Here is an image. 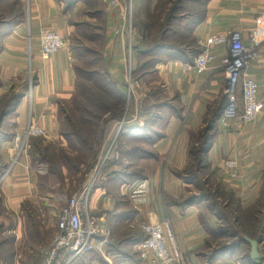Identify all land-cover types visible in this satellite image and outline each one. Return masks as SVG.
<instances>
[{"label": "crops", "instance_id": "1", "mask_svg": "<svg viewBox=\"0 0 264 264\" xmlns=\"http://www.w3.org/2000/svg\"><path fill=\"white\" fill-rule=\"evenodd\" d=\"M158 1H136L139 10L142 4L147 6L142 11V19L155 13ZM184 1V5L187 3L189 7L185 9L183 5L171 20L190 21L186 38L192 42V47L180 35L181 27H170L156 38L160 54L154 57L151 70L147 69L141 78L150 89L161 83L165 86L161 97L149 95L148 99H153L151 105L156 104L162 112H143L140 118H131L127 122L126 133L137 132L126 136L129 140L127 145L130 149H138V156L144 155L143 158L138 157L142 170L125 172L127 179L122 180L113 194L108 186L98 185L90 199L91 215L108 214L112 231L111 253L103 257L93 251L74 264H145L136 249L144 237L140 225L160 223L165 219L170 222L181 253L179 264H208L210 261L223 264V257L216 258L213 254L214 250H221L219 245L223 244L224 238L221 232H215L216 220L211 221L212 213L206 217L207 223L204 219L200 221L199 208L203 206L187 201L192 195L189 193L191 182L181 176L185 171L180 170L193 162L221 166L224 190L232 189L242 209L256 207L260 211V198L264 196V45L261 44L264 40V0ZM104 3V0H96L98 8L94 14H102L103 25L97 27L98 32L92 34L94 38L90 40L95 41V37L100 36L101 46L93 52L101 54L111 74L107 79L120 87L121 73L126 67L125 38L120 34L119 37L116 31L121 16L118 10L104 7ZM27 4L28 26L27 22L19 21L0 33V132L4 134L0 136L1 167L12 159L14 135L22 132L29 120L47 131L48 140H65L60 130L61 106L70 102L76 93L74 68L76 60L82 59L74 55L72 40L78 37L75 36L73 21L87 15L95 18L83 0H78L68 9L57 0H28ZM166 11L156 19L162 21ZM42 26L57 32L60 28L61 35H66V45L47 60H42L40 55L38 34ZM230 32L238 33L246 44L253 43L249 35H254L253 45L258 56L248 68V73L258 83V98L263 109L252 122L238 124H235L237 120L229 118L231 120L225 121L226 118L215 113L213 116L217 123L214 119L212 122L215 123L210 126L204 118L211 104L223 93L226 77L220 58L227 48H212L216 58L203 70H185L183 63L187 59L174 54L194 53L193 60L201 49L199 41L212 34ZM134 46L132 61L134 59L135 64L139 62L146 66L142 54L144 48L137 43ZM140 53L141 57H138ZM30 73L34 83L31 90H27ZM121 92L124 93L123 90ZM241 108L239 105L238 112ZM152 116L155 119L151 123L149 119ZM196 149L201 150L198 161L193 152ZM22 153L11 171L0 176V238L7 237L18 245L15 264H22L27 259L34 249L31 245L49 242L60 209L52 192L45 191L44 176L31 166L26 150ZM227 159L236 162L230 177L225 173L229 172L224 167ZM1 172L2 168L0 175ZM33 231L39 238L35 244L30 239ZM260 253L264 264V241L260 244Z\"/></svg>", "mask_w": 264, "mask_h": 264}, {"label": "rangeland", "instance_id": "2", "mask_svg": "<svg viewBox=\"0 0 264 264\" xmlns=\"http://www.w3.org/2000/svg\"><path fill=\"white\" fill-rule=\"evenodd\" d=\"M71 0H61L59 1L62 6H66L68 2ZM135 0H131L132 2V22H131V37L124 34L125 38V51H126V67L128 65V60L130 58V63H131V78L133 81L137 82L136 86L133 88V90L130 92V97L127 98L128 95V84L126 81V71L127 68L122 71L121 73V78L120 81L122 83L119 84V88H122L121 86H124V89L122 88L121 90L124 91L125 99H124V105H123V110L120 118L118 120H113L111 119L113 116V110H110V113L106 111L103 112L104 118L100 120V123L98 124L97 127H93V131L91 134H87L88 129L91 128V126H84L85 132L82 131L83 136L89 135V146L90 148H87L86 144L82 145L80 147L78 145L79 139L77 136H74L71 134L72 132L70 131V126L66 125L63 119V115L60 116V124H61V130L66 133L64 134V139L61 141L60 139L58 141H52L48 140L47 138H42V137H30L27 140L26 143V153L29 155V160L31 166L35 168L38 172H41L40 175L44 176L43 177V183L45 187V191H50L52 192L54 196V201L59 204L60 209L65 205L66 201L68 198H70L76 190L81 188L86 180H88L89 174L92 172V170L96 167V165L99 162V157L102 156V154L106 153V151L109 149L108 156L106 157L105 162L102 164L101 170L97 172V177L95 181L93 182L92 189H91V196L90 199L94 193L95 188L98 185H103V186H108V190L111 192V194L117 192V189L119 186L122 184V180H126L127 178L125 177L124 173L128 172L129 170H142L143 166L139 164V158H143L144 155L137 154L139 151L138 149H130L127 145V135H133L136 133H126L128 130V125L127 124L129 119H134V118H140V116L143 115V112H145V108H148V112H153L156 114L157 112H162V108H152L153 105H151L152 100L149 99V95H153L154 97L156 95H159L160 97L164 93L165 86L162 85V83L158 86H153L154 88L150 89L151 87L144 85V81L141 80L142 76L146 73H144L147 69L151 70L152 66L154 65V59H151L152 57H157L159 56V51L157 50L159 46L155 44V48L152 49V47H147V44L150 43V38L149 37H142V31L141 28L145 25L146 23L148 26H150L151 30V35L154 36L156 35L155 32L158 31L157 27V22H150V20L142 19L144 14L142 11H144L147 6L142 4V8L139 10V7L137 9V3H133ZM137 1V0H136ZM28 0H0V33H3L7 29L10 28L11 25L15 24L16 22L23 21L27 22V26L29 24V9H28ZM91 5H93V2H91ZM106 5V3H104ZM107 9V6H104ZM185 9L188 8L189 6L187 3L184 5ZM196 7L198 10H200V5L197 4ZM192 8V5H191ZM200 15L196 14V16ZM95 18L92 19L91 16H81L77 18V21H73L74 23V31H75V36L79 38V35L81 34L82 36L79 38V40L74 39L72 40V46L74 47V55L77 57H81L82 59L78 58V61L76 60V67L82 69L79 72L78 78L79 82H81L83 85L85 82H87V77H86V71L89 73L92 70L100 73L101 75H105L106 78H108L111 74L109 73V70L107 69L106 64L102 61L101 59V54L98 52H93L94 49H97L101 46V38L100 36L95 37V41L88 39L87 37L84 38V35L86 36L87 34H96L97 27L103 25V20H102V14L94 16ZM76 18V17H75ZM145 21V22H141ZM122 22V19H121ZM120 22V26L122 25ZM190 21L184 20L183 22H172L170 20L169 28H177V26L181 27L180 35L184 36L183 38L185 39L184 41L186 43H189L188 46L192 47V42L188 40L187 34L190 29V26L188 25ZM119 23V21H118ZM155 24V25H154ZM10 25V26H9ZM116 30L119 36V29ZM147 30V29H146ZM60 31V28H59ZM58 31V33H60ZM85 33V34H84ZM99 34V33H98ZM97 34V35H98ZM61 35V33H60ZM62 36V35H61ZM88 36V35H87ZM63 37V36H62ZM120 37V36H119ZM66 40V35L63 37ZM159 38V37H158ZM181 38V40L183 39ZM161 41V40H160ZM159 41V42H160ZM128 42L130 46L128 45ZM174 42V41H173ZM140 44V46L144 47V49H149L148 54L144 57V61H146L147 65L145 68H140L139 62L136 64L132 61V56L134 54V48L135 44ZM83 48L89 49V51H83ZM130 48V54L128 56V50ZM185 50V48H183ZM100 50V49H99ZM87 52V54H85ZM100 52V51H99ZM181 58H186L187 62H190L192 60V57L194 56V53H187L184 55V52L181 54L176 53L174 54ZM139 57V54H138ZM174 57V56H172ZM141 58L139 59V61ZM187 62H184L183 65ZM153 64V65H152ZM152 65V66H151ZM138 69L137 71H135ZM75 70V68H74ZM76 71V70H75ZM30 73V82L28 84L29 88L27 90H31L32 83H34V79ZM93 87H95V93H97V85H101L104 82H102V79L99 77H93ZM224 89L223 93L219 96L218 100L215 101L208 109V113L204 120L208 121L207 125L210 124L212 125V119H215V115L213 114L218 113L219 116H222V109H219L220 106L223 103H227L226 96L224 94L225 90V80H224ZM87 85V84H86ZM25 86V87H28ZM85 86V85H84ZM149 87V89H148ZM157 87V88H155ZM82 90L79 88H76L75 86V92L77 93V96L80 94ZM82 99V98H80ZM236 107L239 108V105L241 106V99H240V94L237 93L236 95ZM71 108L68 110L70 114L73 115L75 119H78L79 116H82L84 112L82 111V108L78 105L77 102H73V99L70 101ZM5 109V108H4ZM164 114V113H163ZM162 115V114H161ZM166 116V114H165ZM155 119V116L150 117L149 121H152ZM63 120V124L61 123ZM231 120V119H225V121ZM233 120V119H232ZM124 121V124H121V122ZM216 123L217 120L215 119ZM235 121V120H233ZM150 123V122H149ZM215 123V122H214ZM213 123V124H214ZM240 123L239 121L235 122V124ZM121 127L119 128V126ZM119 128V130H118ZM118 130V131H117ZM5 131V130H4ZM68 133V134H67ZM0 136L3 137V133L0 132ZM10 137V136H9ZM48 137V136H47ZM80 143V141H79ZM79 146V147H78ZM86 146V147H85ZM133 151V152H132ZM113 153L112 159H110L109 163L107 164V161L110 157V153ZM140 153V152H139ZM24 153H22L23 155ZM15 156V154L12 155V159ZM21 156V154H20ZM18 157V160L20 158ZM12 159L10 161L6 162L2 168L1 172V177L4 174L3 172H6L8 167L10 166V170L12 166L16 163H13ZM226 161V160H225ZM224 161V162H225ZM1 164V162H0ZM107 164V165H106ZM202 166L200 167L201 171H193L195 170V162L192 164H188L186 166H183L184 168L180 171H185V174H181L183 178L186 177V180L190 181V197L193 198V202L197 205L201 203V206H203L201 209L199 208V215L201 217L200 221L205 220V223L208 222V219L206 218L209 216L210 213H212L210 209H213L215 213H212V219L211 221L217 222V220H221V222H224L225 224H228L232 229L230 228V233L233 231L235 232H240L241 227H237V225L232 226L233 218L235 216H238V213L233 212V210L236 208V205L238 204V198L234 195L232 189L229 187V191L223 192L224 195H220V190L219 185L221 188L223 187V184L221 183V178H220V172L221 171V166H213L209 164L200 163ZM199 164V165H200ZM106 166V167H105ZM189 171L191 174H189ZM228 177H230L229 172H225ZM185 175V176H184ZM126 185L123 186V188ZM213 191V193H211ZM219 193L217 197L214 196V194ZM228 192V194H227ZM119 195V193H116ZM109 194H107L108 196ZM185 195H188L185 194ZM212 195V197H211ZM210 196V198H209ZM209 199H208V198ZM264 198V197H263ZM119 199V198H118ZM187 199V198H186ZM228 199V201H227ZM207 200V202L205 201ZM229 203L231 206L227 209L224 208L223 203ZM90 204V203H89ZM206 205H208V208H206ZM111 206V205H110ZM59 209V210H60ZM1 212V208H0ZM211 215V214H210ZM107 219H108V214H106ZM206 218V219H205ZM224 220V221H223ZM210 221V222H211ZM109 223V222H108ZM56 225V223H55ZM55 227L52 230V235L50 240L52 239V236L55 234ZM49 234L50 231H48ZM112 232V231H111ZM31 243H36L39 238L37 237V234L35 231L32 232L31 234ZM112 236V233H111ZM33 238V240H32ZM48 238V236H47ZM46 239V238H45ZM111 239V237H110ZM230 242L233 240L232 238H229ZM49 240V241H50ZM43 241V240H42ZM50 243V242H49ZM48 245V243L46 244ZM45 246V244H40L36 246H32L31 248H34L30 251L29 255L27 256V259H24L22 264H37L39 261V252L40 248ZM108 250L107 253H111L110 247L108 245ZM18 249L19 252V247L18 245H14L10 239L6 238H0V264H15L14 258H15V252ZM224 255V254H223ZM239 253H236V255L232 256L231 258H226L225 256L223 257L222 262L223 264H237ZM17 260V258H16ZM27 260V261H26ZM243 262V261H241ZM244 263V262H243ZM80 264V263H79Z\"/></svg>", "mask_w": 264, "mask_h": 264}, {"label": "built area", "instance_id": "3", "mask_svg": "<svg viewBox=\"0 0 264 264\" xmlns=\"http://www.w3.org/2000/svg\"><path fill=\"white\" fill-rule=\"evenodd\" d=\"M104 1L108 8L118 10L121 16L122 25L119 34L126 33L130 38L132 34L131 0ZM249 38L252 44L244 43L236 32L209 35L204 41L198 42L201 49L193 60L183 65L185 70L192 68L203 70L216 58L212 48L216 46L227 48L226 53L220 58L226 77L225 94L227 96V104L221 115L240 123L252 122L263 109V103L258 98V83L248 73V68L258 56L256 46L253 45L254 35L250 34ZM38 41L42 60H47L66 45V40L57 31L46 26L39 29ZM261 44L264 45V40ZM128 45L130 46L129 42ZM129 54L130 48L128 56ZM126 68L127 98H129L130 92L137 83L131 78L130 58ZM237 93L240 94L241 112H238L235 104ZM121 124H124V121ZM47 136L48 133L42 126L29 120L24 130L14 135L11 146L15 154L13 163L18 161V157L26 149V143L30 137L47 138ZM108 151L109 149L99 157V162L89 174L87 182L76 190L77 192L68 198L59 210L55 234L48 245L40 248L37 264H74L85 254L93 251H97L103 257L108 254L111 229L107 216L106 214L91 215L89 206L93 182L108 156ZM235 166L234 159H227L224 162V167L231 175ZM9 170L10 166L4 175ZM140 227L145 236L137 243L136 249L145 264H179L181 262V253L175 242L169 220L165 219L160 223H142ZM237 264L245 263L238 261Z\"/></svg>", "mask_w": 264, "mask_h": 264}, {"label": "trees", "instance_id": "4", "mask_svg": "<svg viewBox=\"0 0 264 264\" xmlns=\"http://www.w3.org/2000/svg\"><path fill=\"white\" fill-rule=\"evenodd\" d=\"M57 1H61V0H57ZM77 1L78 0H71L70 2L67 3V5L65 6V9L70 8ZM83 1H85L86 5L88 7V10H90V12H89L90 15L94 14L98 8L96 6V0H91V2H93V5H91L90 0H83ZM135 3H136V0L133 3V7H134ZM184 3H185L184 0H159L158 1L157 5L155 6V13L152 16L148 17L147 19L145 18L146 20H150V22H154V23L157 22L158 23L157 24L158 31L155 32L156 35H154V36L151 35L152 29L146 23H144L145 25L141 28L142 37L144 35V37L147 36L151 39L150 43L147 44V47H152V49L155 48L156 38L161 37L162 33H164L166 30L169 29V24H170V20L172 19V15L177 13L178 10H181L183 8ZM165 9H167V11H166L165 15L163 16V20L158 21L156 19L157 16H162ZM94 15L95 16L99 15V13H96ZM141 22H145V21H141ZM87 35H86V37H89L88 39L94 38V36H92L90 34H87ZM81 36L82 35L80 34L79 38ZM79 38L77 40H79ZM81 48L83 51H87L86 48H83V47H81ZM148 50H151V48L144 49V51L142 52L143 56H146L148 54V52H147ZM139 55L141 57V53ZM151 59H154V57H152ZM143 65H144V63L142 65L140 64V68L146 67ZM146 65H147V63H146ZM75 70H76V84H75V86H76V88H79L82 91L80 92V94L78 96H77V93H75V95L72 99H73L74 103L75 102L78 103V105L82 108V111L84 112V114L82 116H79L78 119H75L73 117V115L68 112V110L71 108V106L69 105L70 102H68L67 104L65 103L61 106V112L60 113H61V115H63V119H64L65 124L70 126V128H71L70 131L72 132L71 134H73L74 136H77V138L79 139L80 143L78 141L77 142L78 145L80 147H82V145L86 144L87 148H90V146L88 145L89 144V135H87V134H91V132H94L92 130L93 127H97L98 124L100 123V120L104 118L105 114L103 112L106 113V111H107L110 113V110H113L114 114H113L111 119L118 120L122 114L124 99H125L126 95L121 92V89L119 87H117L114 84V82L109 81L105 75H101L100 73H98L94 70H92L89 73L86 71L87 82H85V84H84L85 86H84L81 82H79L80 80L78 78L79 72L82 69L77 68L75 66ZM137 70L138 69H136L135 71H137ZM93 77H99L100 79H102V82H104L103 84L96 86V88L98 90L97 93H95V87H93V79H94ZM225 96H226V94H225ZM80 98H82V99H80ZM226 99H227V96H226ZM226 104L223 103L219 109H222V111H223ZM152 108H159V106H157L156 104L155 105L153 104ZM147 110H148V108L146 107L144 113L148 114L149 112ZM212 120H214V119H212ZM61 121H62L61 123L63 124L64 123L63 120H61ZM84 126H87V127L91 126V128L88 129L89 133H87L86 136H83V133H82V131L85 132ZM61 134L63 136H64V134L66 135V133H64L63 130H61ZM193 152H194V156H196V160L198 161L201 158V155H200L201 150L196 149ZM112 155H113V153L111 152L110 157L107 161V164L109 163L110 159H112V157H113ZM196 164H198V165H195V170H193V171H196V172L201 171L200 167L202 165L200 163H196ZM189 174H191L190 171H189ZM217 190H220V195H222V194L224 195L223 192H225V190L223 187L221 188V186L219 185V189H216V191ZM227 191H229V190H227ZM262 191H264V190H262ZM229 192H232V191H229ZM211 193H213V191ZM262 193L264 194V192H262ZM218 194L219 193L216 192V194H214V196L217 197ZM227 194H228V192H227ZM211 197H212V195H211ZM263 197L260 198V200H261L260 211L258 209H256V207H250V208L244 210L240 207V204L238 201L236 208L233 210V212L238 213V216H235V218H233L234 222H232L233 223L232 226L234 227V225H237V227H241L239 233L235 232V231L230 233V228L232 229V227H230L228 224H225L224 222H221L220 219L217 220V222L215 224L216 228H214V229H215V232L217 234H220V232L222 233L223 238H224V242H223V244L219 245L221 250L219 249V250L213 251V254L215 255L216 258L221 257V256H225L226 258L227 257L231 258L232 256L236 255V253H239L238 259L240 261H243L245 264H262L263 263V262L254 263L250 259V257H249L250 246L243 239L244 236H247V237H250L252 239L260 240L259 245H258L259 251H260V244L263 243V241H264V198ZM209 198H210V196H209ZM193 200H194L193 198H189L187 201L192 202ZM227 201H228V199H227ZM257 204H259V203H257ZM223 206L225 209H227L231 205L229 203L225 202V203H223ZM210 208H211V205H210ZM211 211L213 214L215 213V211H213L212 208H211ZM229 238H232L233 240L230 242ZM211 263L214 264L213 262H211Z\"/></svg>", "mask_w": 264, "mask_h": 264}, {"label": "water", "instance_id": "5", "mask_svg": "<svg viewBox=\"0 0 264 264\" xmlns=\"http://www.w3.org/2000/svg\"><path fill=\"white\" fill-rule=\"evenodd\" d=\"M243 239L249 244L250 251L249 257L254 263H261V253L259 251V242L258 239H252L250 237L244 236Z\"/></svg>", "mask_w": 264, "mask_h": 264}]
</instances>
